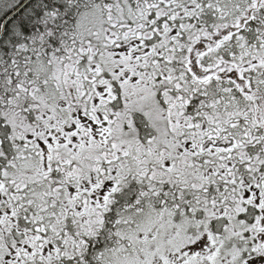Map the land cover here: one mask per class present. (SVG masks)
I'll return each instance as SVG.
<instances>
[{
  "label": "snow or ice",
  "instance_id": "snow-or-ice-1",
  "mask_svg": "<svg viewBox=\"0 0 264 264\" xmlns=\"http://www.w3.org/2000/svg\"><path fill=\"white\" fill-rule=\"evenodd\" d=\"M0 264H264V0H0Z\"/></svg>",
  "mask_w": 264,
  "mask_h": 264
}]
</instances>
